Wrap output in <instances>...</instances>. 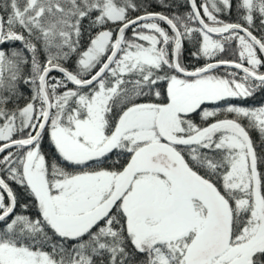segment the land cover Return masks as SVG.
I'll return each instance as SVG.
<instances>
[{
    "label": "snow or ice",
    "instance_id": "snow-or-ice-1",
    "mask_svg": "<svg viewBox=\"0 0 264 264\" xmlns=\"http://www.w3.org/2000/svg\"><path fill=\"white\" fill-rule=\"evenodd\" d=\"M0 264H264V0H0Z\"/></svg>",
    "mask_w": 264,
    "mask_h": 264
}]
</instances>
